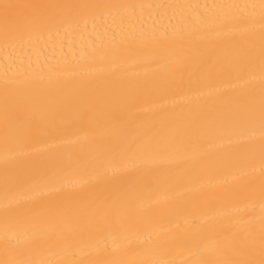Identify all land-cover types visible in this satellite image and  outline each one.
Wrapping results in <instances>:
<instances>
[{
  "label": "bare ground",
  "instance_id": "6f19581e",
  "mask_svg": "<svg viewBox=\"0 0 264 264\" xmlns=\"http://www.w3.org/2000/svg\"><path fill=\"white\" fill-rule=\"evenodd\" d=\"M0 264H264V0H0Z\"/></svg>",
  "mask_w": 264,
  "mask_h": 264
}]
</instances>
